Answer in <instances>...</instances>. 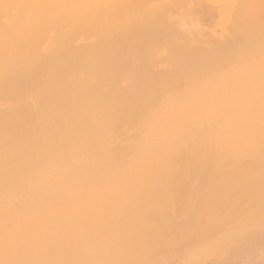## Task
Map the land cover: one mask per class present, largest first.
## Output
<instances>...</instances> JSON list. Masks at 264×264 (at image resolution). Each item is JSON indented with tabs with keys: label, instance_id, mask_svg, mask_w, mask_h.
Returning <instances> with one entry per match:
<instances>
[{
	"label": "bare ground",
	"instance_id": "bare-ground-1",
	"mask_svg": "<svg viewBox=\"0 0 264 264\" xmlns=\"http://www.w3.org/2000/svg\"><path fill=\"white\" fill-rule=\"evenodd\" d=\"M150 1L158 10L156 1H151L152 4ZM184 1L181 4L186 7L172 0L180 7L177 10L173 4L171 7V2L167 6L160 0L164 14L161 7V12L157 11L161 15L154 10L155 19L165 18L162 21L178 33L171 31L178 38L179 33L183 38L193 32L216 34L215 26H222L226 18L227 0ZM145 2H142L144 6ZM252 2L247 4L248 9L256 6L257 2ZM261 4L260 10L264 7ZM236 5L233 2L231 20L241 16ZM128 7L124 8L126 14L134 11ZM140 7L135 8L140 16L133 12L126 15L130 25L125 23L122 27L114 17L107 19V12H112L107 10V0H0V264H264V93L258 89L264 86V68H261L264 55L261 56L259 49L262 66L258 62L260 57L257 65H254L256 61H250L251 69L255 68L253 72L259 68L255 76L263 70L261 79L258 74L257 88L256 79L251 80L254 76L249 77L250 82L245 81L249 79V74H245L248 69L243 70L240 64L236 66L247 75V78L242 75L244 81L235 80L236 85H252L244 94L230 91L229 95V90L228 93L224 88L229 89L230 84L225 80V87L216 90V85H222L226 76L219 77L220 81L218 76L211 78L217 81H212L215 86L209 84L211 80L206 78L208 74L204 70L209 67L202 71L206 76L200 77L201 69L197 70V76L201 83L209 80L204 83L208 87L202 88L201 84L199 89L210 93L168 94L180 88L172 84L180 79L182 63L188 65V61L195 67L198 63L199 69L204 67L199 62L208 58V63H215L217 60H211L215 59L214 51L222 50L218 52L216 44V48L211 46L212 51L209 47L204 50L202 44L193 50L189 48L193 44H185L183 40L185 45L179 41V48L177 37H172L176 42L171 46L170 39L168 43L165 40L167 36L166 39L171 38L168 35L171 32L161 28L162 21L159 27L165 31V44L172 51L162 45L163 40L159 42L165 50L155 46V39L149 42L145 33L150 22L144 18L147 12L154 18L152 11L147 5L144 9ZM258 9L257 14L263 15ZM253 11L256 12L251 10L250 14L255 17ZM214 14L219 17L217 25L211 22ZM132 18L137 23L135 27L143 19L145 41L155 46L154 50L149 46L151 51L147 52L148 43L145 42L147 48L141 44L145 52L141 56L138 51L140 60L158 50L167 51L165 54L169 55L168 59L173 56L169 60L175 65L165 61L160 70L167 76L170 65V69L171 66L179 69L178 78L168 74L169 78H175L167 81L168 76L164 79L156 69L163 81L154 76L158 83L147 86L144 82L149 75H146L145 81L139 78L125 82L127 76L123 74V78L121 74L127 68L124 66L122 72L121 60L116 62L118 50L114 54L116 48L108 40L116 33L119 35L120 29L124 35L130 26L133 28ZM250 19V27L243 24L246 29L249 27L246 38L255 20ZM105 20L110 22L105 24ZM236 21L232 24H238ZM115 27L119 31L110 33L109 29L117 30ZM237 29L234 30L239 38L243 31L237 34L240 32ZM231 30L230 34L225 33L224 40L229 38V48L233 43L230 39L236 37ZM207 39L203 40L209 43ZM244 40L247 41L245 36ZM244 44L250 48L248 42ZM233 48L232 56L236 55L231 62L239 61L242 54L237 50L242 48ZM246 48L242 50L243 59L250 56V49ZM174 49L178 50V53L174 51L175 55ZM204 51L208 52L204 55ZM224 53L222 57L227 58ZM189 55L197 56L199 62L192 57L188 60ZM158 57L161 62V56ZM226 58H220L223 65L226 61L230 63ZM155 59L152 64H159ZM140 60L141 71L137 72L144 70V74H149L152 70L147 72L148 63ZM128 63L123 65L128 64L130 74H135L136 69L133 72L132 68L138 63H133V67ZM229 66L227 74L233 71ZM237 74L235 71L234 76ZM227 76L226 79L233 80ZM261 80L263 84L259 83ZM163 82L168 83L164 86ZM242 86L241 89L247 87ZM251 88L254 91L249 94ZM189 89L197 87L193 85ZM224 90L226 95L222 94ZM164 91L168 93L161 95Z\"/></svg>",
	"mask_w": 264,
	"mask_h": 264
},
{
	"label": "rangeland",
	"instance_id": "rangeland-1",
	"mask_svg": "<svg viewBox=\"0 0 264 264\" xmlns=\"http://www.w3.org/2000/svg\"><path fill=\"white\" fill-rule=\"evenodd\" d=\"M145 1H147V0H145ZM145 1H144V0H141V1H140V0H139V1H138V0H136V1H135V0H134V1H133V0H132V1H131V0H129V1H128V0H107V7H108L107 10H108V9L112 10V12H111L110 10H108V11H110V12H107V15H106V16H107V19L111 18V16H112V17L115 18V21H116L117 23L120 21V25H121V26H122V24H125V23H127V24H125L126 26H127V25H130V24H128V20H127V16H126V15H130L131 12H133V13L135 14V16H137V17L140 16V15H136V13L138 12V11H137L138 9L136 10V13H135V8H138L139 6H142L143 9H144L146 5H147V7H148V5H150V4H149V1H150V0H149L148 2H145ZM151 1H152V2H153V1H156V3H157L156 6L158 7V8H157L158 10H155V8H153V6H152L153 4L151 3ZM151 1H150V3H151L152 5H150L148 8L151 9L152 14H153V12H155V11H156V12H157V11H159V12L162 11L163 14H164V8L161 7V6H163V4L161 3L162 5H161V6L159 5V4H160V3H159L160 0H151ZM174 1H175V2L177 1V4H178V2H179V5H183V4H181V3H182V0H174ZM183 1H184V0H183ZM223 1H224V0H223ZM223 1H222V2H223ZM229 1L231 2L230 4L228 3ZM252 1H253L252 3H254V0H252ZM257 1H259V0H257ZM257 1L255 0V3H256ZM123 2H124V4H123ZM127 2H128V3L131 2V3L128 4ZM132 2H133L134 4H135V3H137V4L132 5V4H133ZM138 2H139L141 5H140ZM142 2H145V6H144V3H142ZM162 2H163V1H162ZM164 2L166 3V5H167L168 3H170V2H171L170 5H171V4L174 5V2L172 3V0H170V1H169V0H164ZM184 2H185V1H184ZM187 2H188V0H186V3H187ZM224 2H225V1H224ZM233 2H235V4L238 3V5H236V6H238L236 9H237V11H239V9L241 10V13H239V15L241 14L240 17H242V19H240V17L237 15V14H238L237 11H235V12H237V14H236L235 16H238V18H239L241 21H243V22H241V21L238 22V20H237L238 18H237V17H236L237 19L235 18L237 21H236L235 19H234V20H231V17H229V16L232 15V14L230 15V12L232 11V7H234V6H233ZM247 2H248V1H246V0H237V1H236V0H235V1H234V0H227V2H226L227 4L224 3V4H226V5L228 6L227 11L225 12L226 18L224 19L222 26H221V25L219 26V24H218V26H217V27H219V28H216V26H215V29H217V30H216V32H215L216 34H214V35H211V34L206 33V32H196V33L193 32V33H190V34H188L186 37L183 38L184 35H181V34L179 33L180 38H182V39H180V38H178V35H174L176 32L172 29V27H171L170 25L168 26L167 23H164V22H163V21H165V20H163V19H165V18H162L163 21L160 20V19L158 18L159 21H157V19H155V14H153L152 16H153L154 18H152V19H153V20H152L151 17H150L151 12H147L148 15H145L146 17H145L144 14H143V16L145 17L144 19L147 21V18H148V21L150 22V24L148 25L149 28H148V29H145V30H146V32H145V30L142 31V30H143V26H145V24L142 22L143 19H142V18H139V19H142V20H139V22L137 21L138 24L142 25V28H141L140 25H138V27H137V26L135 27V25H137V23H136V22L134 21V19L132 18V21L135 22L136 24L133 23L134 27L132 26L133 28H131V26H130V29H131V30L128 29L127 32L124 31V30L127 29V28L125 29V27H126V26H125V27L123 28V29H124V30H123V31H124V35H123L121 29H120V32H118L119 35H117V33H116V35H113L115 39L112 38L113 36L111 37V34H109V36H110L111 38L108 40V42H109V44H111V43L114 44V46H115L114 48H116V50H113L114 48L112 49V50L114 51V54H115V51L117 52V50H118V52L116 53V55H117L116 60H118V61H116V60H114V59H113V60L116 61V62H119V61L121 60V61L119 62L120 64H122V65H121V69H122V68L125 69L124 66H126V68H127L126 71H129L131 68H129V70H128V67H127L128 64H129L128 61L130 62V65L133 67L134 64H136V63L139 62L138 59L140 60V58H139L140 54H141V53L144 54L145 51H142V50H141V49H143V46H142V45H144L146 48H147V46H148V49L150 48L149 46H151V47L153 48V45L149 43V42H152V40L149 41V39H151V38L153 39V38H154L155 40H154V39H153V40H154L155 42H157V43L153 42V44H155V46L157 45V46L160 47L161 42H159V41H162V40L164 41V34H165V31H163V30H164L163 28L165 27V28H167V31H168V32L174 31V34H172V32H171V33H169L168 35H169V37H171V38H172V37H175V38L177 37V38H176V41H178V44L180 45V46H178L179 48L181 47V44H182V46H184L185 44H187V43L189 44V43L191 42L193 45H192V44H189V45H192L191 47H189V45H188V46L186 45L187 48L189 47V48L195 50L196 47L198 48L197 45L200 46V45L202 44L201 47L203 46V48H205L204 50H208V49H210V50L212 51V47H211V46H214V44H216V45H218L219 48H216V47H217L216 45L214 46V48L218 49V50H217L218 52H219V50H222V51H221V53H220V52H219V53H216V50H215V51H214V56H213V58H215V59H211V57H210V59H211V60H214V62H215V60H217V61L215 62L216 64L213 63V61H212L211 63H208V62L206 61V60H209L208 57H207L208 59L203 60V61H205V62L202 61V63H201V62H199V60L197 59V56H193V57H192V56H191L192 54L189 55V57H188L189 59H188V60H190V57H192V59L194 58V60H196V61H198V62L200 63V66H201V65H204V67L201 66L202 68H199V69H198V67H199V65H197L198 63L196 64V67H195V64H194V65H193V64H190V63H188V61L186 62L188 65H185L184 63H182V65H180V66H181V69H180L181 71H179V72H180V75H179L180 77L178 76V73H179V72H177L179 69H176V68L174 69L172 66H171L172 69H170V65H169V66L167 67V68H168V74H169V75H171V76H176V75H177V76L180 78L179 80H181L183 83L185 82V80H188V81H187V83L185 82L186 84L183 85V83H182L181 81H179V80L177 79L178 77L176 76V77H177V78H176L177 80H175V82H173L172 85L177 86V87H180V88H179V89H176L175 91L172 90V91L169 92V93H168V91H167V92L164 91V93L161 92V93H160L161 95H165V93H166V94H167V93H168V94L171 93L172 95H175L176 93H177V94H185V93L187 94V93H190V92H188V91H191L192 94H200V93H201V94H206L207 92L210 93L209 91H200V90H201V89H199V88H200V85H201V84L203 85V87H202V85H201L202 88H204L205 86L208 87L209 84H212V81L214 80V79L211 80V78H216L217 76H218V77H217V78H218L217 80H219V81H220V78H219V77H221V79H222V77H225V76H226L225 79H222L223 82L221 81L223 84H222L221 82H220V84L224 85L226 82H228V83L230 84V85H229L230 88H229V89H226V87H225L226 84H225L224 86H222V85L219 86V85L217 84L219 87L216 85V87H217V88L215 87L216 90H217L218 88H220V87H223V88L225 87L224 89L227 90V92H228V90H229V92L231 91L232 93H233V91H234V94H236V95H238V94L241 95V92H243L242 94H244V93H246V92L248 91V89H249L252 85L249 86V84H247V85H243V86H247V87H243L242 84H239V83H238L239 86H237V85H236V84H237L236 82H238V81H235V80L240 79L241 81H244V77L247 76V75L245 76V74H249V75H248V78H249L250 76H251L250 78H252V77L254 76L253 79H251V80H255V79H256V82L254 81V82H255V83H254V86H255V85L258 83V80H259V78H258L259 75H258V74H260V76H261L260 79H261L262 76H263V75H261V71H263V70H261V68H264V67H261V68H260V70H261L260 73H259V72H258V74L256 73L258 76H257V75L255 76V73H254V72H256L259 68L257 69V67H256V70L253 72V69H255V68L253 67V68L251 69V67H252V63L250 62L251 60H253L254 63H255V61H256V63H255L254 65H257L258 58L260 57V60L258 61V62H260V61H261V58H262L263 55H264V45H263V44H264V43H263V42H264V36H263V35H264V28H262V27L264 26V25H262V21H263V24H264V20H261V17H260V16H263V15H264V7H261V8H262L261 10H260V8H259L261 2H264V1L260 0L259 2H257L258 5L256 4V6H257L259 9H258V8H255L256 6H255L254 8L251 6L250 9H248L247 6H248L249 3L251 2V0H249V3H247ZM126 3H127L130 7H128V5H127ZM146 3H148V4H146ZM259 3H260V4H259ZM177 4H176V5H177ZM247 4H248V5H247ZM125 5H127V6H125ZM136 5H137V6H136ZM138 5H139V6H138ZM154 5H155V2H154ZM170 5H169V7H170ZM173 5H171V7H172ZM250 5H251V3H250ZM252 5H253V4H252ZM261 5L263 6L264 4L262 3ZM156 6H155V7H156ZM164 6H165V5H164ZM167 6H168V5H167ZM183 6H185V5H183ZM186 6H187V5H186ZM186 6H185V7H186ZM127 7L129 8L128 10H130V9L132 8V9H134V11H133V10H132V11H129L130 13L128 12L129 14H126L125 11H124V10H125L124 8H127ZM133 7H134V8H133ZM142 7H140V8H142ZM147 7H146V8H147ZM160 7L162 8V10L160 9ZM171 7H170V8H171ZM173 7H175V9L177 8V6H175V5H174ZM173 7H172V8H173ZM230 7H231V9H230ZM140 8H139V10H140ZM172 8H171V9H172ZM234 8H235V7H234ZM234 8H233V9H234ZM251 8H253V9H251ZM143 9L140 10V11H143V12H144ZM149 9H148V10H149ZM159 9H160L161 11H160ZM166 9H167V8H165V10H166ZM181 9H184V8L181 7ZM236 9H234V10H236ZM257 9H258V12H259V10H260L261 14L263 13V15H260V13L257 14ZM113 10H114V13H115V14L113 13ZM128 10H127V11H128ZM146 10H147V9H146ZM154 10H155V11H154ZM173 10H174V9H173ZM177 10H180V7H178ZM251 10H256V12L253 11V13H256V14H257V15H255V17L252 16V15L250 14V11H251ZM166 11H169V9H167ZM166 11H165V14L168 13V12H166ZM174 11H175V10H174ZM156 12H155V13H156ZM159 12H157L156 14H158ZM169 12H170V11H169ZM232 12H234V11H232ZM112 13H113V14H112ZM133 13H132V14H133ZM149 13H150V14H149ZM134 14H133V16H134ZM138 14H140V13H138ZM159 14L161 15V13H159ZM250 15H251V16H250ZM133 16H132V17H133ZM135 16H134V17H135ZM162 16H163V15H162ZM164 16H165V15H164ZM213 16H214V17H213ZM213 16H212V18H211V22H212L213 25H217L216 22L219 23V17L216 18L217 14H216V15L214 14ZM157 17H160V16L157 15ZM157 17H156V18H157ZM114 18H113V20H114ZM130 18H131V17H130ZM160 18H161V17H160ZM232 18H234V13H233ZM250 18L255 19V20H254V24L252 25L253 27L250 28V32H251V31H254V33L251 32V33H252V34H251V33L249 32V35H248L249 38H248V37L246 38V35L248 34V31H249L248 28H249L250 25H251V24H250V21H251ZM263 18H264V16H263ZM263 18H262V19H263ZM111 19H112V18H111ZM111 19H110V20H111ZM150 19H151V20H150ZM135 20H136V19H135ZM137 20H138V19H137ZM145 20H144V22L146 23ZM155 20H156V22H158V24H156V27H157V28L155 27V23H156ZM214 20H215V22H214ZM228 20H230L231 23H227ZM106 21H107V20H105V24H106ZM111 21H112V20H111ZM140 21H141L142 23H140ZM153 21H154V24H152ZM160 21H162L161 23L165 24V26H164L163 24L160 23L161 28H162V26H163V28H162L163 30L160 29V27H159V22H160ZM225 21H227V22L225 23ZM234 21H236V23H238V24H232V22H234ZM107 22H110V21H107ZM129 22H130V21H129ZM166 22H167V20H166ZM112 23H114V22L112 21ZM147 23H148V22H147ZM147 23H146V24H147ZM215 23H216V24H215ZM245 23H246V25H249V27L247 26V29H248V30L244 27ZM108 24H109V23H108ZM108 24H107V25H108ZM226 24H227V25H228V24H231V25L227 26ZM243 24H244V25H243ZM109 25H110V27L112 26L111 24H109ZM113 25H114V24H113ZM153 25H154V26H153ZM105 26H106V25H105ZM152 26H153V27H152ZM167 26H168V27H167ZM223 26H225V28H226V26H227V28H226V29H225V28H222ZM106 27H107V26H106ZM117 27H118V25H117ZM119 27H120V26H119ZM122 27H123V26H122ZM128 27H129V26H128ZM169 27H171L172 30L169 29ZM111 28H112V27H111ZM115 28H116V27H115ZM120 28H121V27H120ZM135 28H136V29H135ZM144 28H145V27H144ZM146 28H147V26H146ZM151 28H152V30H149V29H151ZM236 28H238V29L240 30V32L237 31V34H238V33H241V31H243L241 34L244 35V33H245L244 36H245V39H246V40H247V39H251V38L254 37V38H255V41L253 40L254 38L251 39V41H249V40L245 41L243 35H242L241 37L239 36V38H238L237 36H238L239 34L236 35V34H235V31H236V30H234V29H236ZM253 28H254L255 30H253ZM106 29H107V28H105V32H106ZM116 29H117V28H116ZM137 29H138V30H137ZM155 29H156V30H155ZM157 29H158V30H161L162 33H161L160 31H158ZM168 29H169L170 31H169ZM219 29H220V30H219ZM224 29H225V30H224ZM231 29L233 30V32H232L233 34H232V35L235 34L236 37H237V38H236V37L234 36L233 38H231L232 35L230 36V38H231L230 41L233 40V43H231V44H232L234 47L236 46V50L238 49L237 46H239V47L242 48L240 51L237 50L240 54H242V55H241L242 59L244 58V57H243V55H244V54H243L244 51L242 52V50H243V48H246V45H248L247 43H246V45H245L244 42H248V43L250 44V46H249L250 48H248V46H247L246 49H248V51H249V49H250V54H249V55L251 56V58H250V56H249V57L246 56L247 58H245V59H243V60H247V59H248V60L242 62L243 64L241 63V61H243V60L241 59L240 56L238 57V59L240 58L239 61L234 60V61L236 62V64H235L234 61L231 62L232 59H235V55H236V54L232 56V54H234V53H233V52H234V48H233V46H232L231 44H230V48H229V46H228V44L230 43V42H229V38H228V40H227L228 42H227V41H224V40H225V35L230 34L229 32H230ZM238 29H237V30H238ZM262 29H263V30H262ZM133 30H134V31H133ZM140 30H141V31H140ZM221 30H222V31H221ZM232 30H231V31H232ZM109 31H110V33H113V31L116 32V31H119V29H117V30H114V29L110 30V29H109ZM148 31H151V32H148ZM153 31H154V33H152ZM156 31H157V33H155ZM131 32H132V33H131ZM143 32L147 33V34H146V38H147V39L145 38V34H144ZM163 32H164V34H163ZM107 33H109V32L107 31ZM120 33H121V34H120ZM127 33H128V35H127ZM135 33H137V35H135ZM148 33H149V34L151 33V34H152L153 36H155V37H153L151 34H150V36H148V35H149ZM225 33H227V34H225ZM114 34H115V33H114ZM130 34H131V35H130ZM133 34H134V35H133ZM142 34H143V35H142ZM156 34H157V35L159 34V35H158L159 37H160V34H161V35L163 34V37L161 36L162 39L156 37V36H157ZM176 34H178V33H176ZM195 34H197V35H195ZM218 34H219V35H218ZM250 34H251V35L254 34V35L251 37ZM132 35L135 36V37H133ZM192 35H194L195 37L198 36V37H197L198 42H197V39H196L194 36H193L194 38L192 37ZM107 36H108V34H106V38H107ZM117 36H119V37H117ZM123 36H124V37H123ZM125 36H127V37H125ZM131 36H132V37H131ZM137 36H139V39L143 36V38H141V39H144V40H142L143 42L141 41V39H140V41H139V39H138ZM166 36H167V35H166ZM116 37H117V38H116ZM122 37H123V39H124V42H123ZM128 37H130V38H128ZM149 37H150V38H149ZM167 37H168V36H167ZM167 37H166V38H167ZM191 37H192V38H191ZM203 37H204V38H203ZM228 37H229V36H228ZM242 37H243V39H242L241 42L239 41L240 43H239V42H236L238 39H241ZM125 38H126L127 40H126ZM132 38H133V39H132ZM135 38H137V39L135 40ZM166 38H165V40L167 41V43H168V40L170 39L168 44H170L171 46L173 45V43L176 42V41H174L175 39H173V38H172L173 41L171 40V38H168V39H166ZM186 38H187V40L184 42V39H186ZM206 38H209V40L207 39V40L209 41V43L205 42L206 40H203V39H206ZM212 38H213V39H212ZM226 38H227V37H226ZM117 39H118V40H117ZM130 39H131V40H130ZM145 39L148 40L149 42H148V41H145ZM188 39H189V40H188ZM193 39H195V41H194ZM200 39H202V40H200ZM214 39H215V40H214ZM113 40H114V41H113ZM115 40H116V41H115ZM125 40H126V41H125ZM132 40H134V41H132ZM137 40H138L139 42H138ZM182 40H183V43H185L184 45H183V43H182ZM234 40H236V41H234ZM135 41H136V42H135ZM163 41H162V42H163ZM179 41L181 42V44H180ZM199 41H200V42L202 41V42L200 43ZM211 41H213V43H210ZM108 42H106V44H107ZM110 42H111V43H110ZM119 42H120V43H119ZM121 42H122V43H121ZM128 42H129L130 45L128 44ZM132 42H133V43H132ZM145 42H147L148 45H147V43H145ZM259 42H260L261 44H259ZM116 43H117V44H116ZM124 43H125V44H124ZM165 43H166V42L164 41V44H162V45H164V47H165V45H167V44H165ZM262 43H263V44H262ZM118 44H119V45H118ZM121 44H122V45H121ZM127 44H128V45H127ZM132 44H133V45H134V44L137 45V46H135V45L133 46V47L135 48V50H136V51H134V52H133V50H134L133 47H131ZM138 44H139V45H138ZM141 44H142V45H141ZM240 44H241V45H240ZM116 45H117V47H116ZM120 45H121V46H120ZM123 45H124V47H123ZM146 45H147V46H146ZM170 45H169V47H168V45H167L166 48L168 47V48L170 49V51H172V49L170 48V47H171ZM175 45H176V44H175ZM175 45H174V46H175ZM194 45H196V46L194 47ZM109 46H110V47H109V49H110V48H111V45H109ZM112 46H113V45H112ZM129 46H130V47H129ZM138 46H139V48H138ZM141 46H142V47H141ZM155 46H154V48H153L152 50L155 49ZM224 46H226V47L228 46L227 48H229V49H224V48H226V47H224ZM107 47H108V46H107ZM140 47H141V48H140ZM161 47L165 50V48H164L163 46H161ZM161 47H160V48H161ZM201 47H200V49H201ZM208 47H209V48H208ZM257 47H258V49H257ZM125 48H127V49H125ZM131 48H132L133 50H132ZM146 48H145V49H146ZM157 48H158V47H157ZM162 48H161V49H162ZM168 48H167V49H168ZM179 48H178V49H179ZM187 48H186V50H187ZM194 48H195V49H194ZM207 48H208V49H207ZM138 49H140V50H138ZM148 49H146L147 52L151 51V48H150L149 50H148ZM158 49H159V48H158ZM176 49H177V47H176ZM176 49L173 50V52H172L173 54H174L175 52L178 51V50L175 51ZM182 49H183V51H184L185 47L182 48ZM182 49H181V50H182ZM232 49H233V50H232ZM259 49L261 50V56H262V57L260 56V53H259L260 51H259ZM112 50H111V51H112ZM129 50L131 51V53H132L133 56L131 55V53L129 52ZM143 50H144V49H143ZM164 50H163L162 52H161V50H160V52H159V50H158V52H156V54H155V52H153L154 55L150 52V53H151V54H149L150 57H149V55H145V56H148V57H143V59L140 60V61L144 60V62H147V63H148V65H149L150 68L148 69V68H147L148 66L146 67V68L148 69L147 72H149L150 70H152L149 74H144V72H145L144 70H143L144 72L142 71L143 75H142V73H138V72L141 71L140 68H141V65H142V64L139 65L140 63H138L139 66H138L137 64L135 65V66H138V68L135 67V66H134V68H132L133 72H135V69H136V73H135V74H133V73L130 74V73H131L130 71L127 72V73H126V71H124V73H122L121 75H122V77H123L124 75L127 76V77L124 79V80H126L125 82H126V83H127L128 81L130 82V80H131V82H134L135 79H139V78H140V81H142V80L145 81V80H146V79H145V76H146V75H147V76L149 75V77H148V81H147V80H146L145 82L143 81L145 85L149 86L150 83H151L150 85H152V84H154L155 82H157L159 79H161V76H163V74H164V72L161 71V70H163V67L165 66V63H166L167 61H168V63H171V64H172V62L174 63V61L169 60V59L173 58V56L171 55L172 57L168 59V56H169V55H166V54H167V53H166L167 51L165 52ZM186 50H185V52H186ZM197 50H198V49H197ZM213 50H214V49H213ZM224 50H225V51H224ZM107 51H108V50H107ZM125 51H126L127 54L125 53ZM138 51H140L139 56H137V53H139ZM141 51H142V52H141ZM156 51H157V49H156ZM168 51H169V50H168ZM170 51H169V52H170ZM174 51H175V52H174ZM179 51H180V49H179ZM190 51H191V50H190ZM190 51H189V53H188V51H187V53L190 54V53L193 52V51H192V52H190ZM200 51H201V53L203 52L202 49H201ZM223 51H224L225 53H227V54H225ZM229 51H232V52H229ZM237 51H236V52H237ZM248 51H246V52L248 53ZM258 51H259V52H258ZM108 52H109L110 54H112V52H110V51H108ZM185 52H184V53H185ZM204 52H205V51H204ZM207 52H208V51H206V52L204 53V55H205ZM209 52H210V51H209ZM228 52H229V54H231V57L228 55ZM124 53H125V54H124ZM135 53H136V54H135ZM160 53H161V55H160ZM165 53H166V54H165ZM177 53H178V52H177ZM181 53H182V52H181ZM181 53H180V54H181ZM187 53H186V54H187ZM197 53H198V51H197ZM197 53H196V54H197ZM211 53H213V52H211ZM223 53H224V55H227V58H228V59H227L226 57H224V56L222 57ZM239 53H238V54H239ZM247 53H245V55H246ZM142 54H141V56H142ZM180 54H178V55H180ZM186 54H185V57L187 56ZM193 54H195V52H194ZM209 54H210V53H209ZM220 54H221V55H220ZM238 54H237V56H238ZM240 54H239V55H240ZM122 55L125 56L126 60H124L125 58L122 57ZM134 55H136L137 57H135ZM151 55L153 56L152 58H151ZM156 55H157V57H158V55L161 56L160 58L163 60V63H161V62H162L161 59H160L161 62L158 60L159 57L157 58ZM164 55H165V56H164ZM174 55H175V54H174ZM181 55H182V54H181ZM204 55H203V56H204ZM207 55H208V54H207ZM212 55H213V54H212ZM247 55H248V54H247ZM120 56H121V57H120ZM141 56H140V57H141ZM154 56H155V57H154ZM183 56H184V55H183ZM198 56H200V54H199ZM209 56H210V55H209ZM216 56H217V57L220 56L221 59L226 58L227 60L230 61V63H229L228 61H226L228 64L225 63V64L223 65V64L221 63L220 58H216ZM119 57H120V58H119ZM130 57H131V60H130ZM174 57H176V56H174ZM181 57H182V56H181ZM229 57H230V58H229ZM137 58H138V59H137ZM149 58H150V59H149ZM155 58L160 62L159 64H156V62H154L155 65L152 64V63H153V60H154ZM164 58H165V59H164ZM200 58H201V57H200ZM202 58L205 59L206 57H205V58L202 57ZM236 58H237V57H236ZM122 59H123V61H122ZM156 59H155V60H156ZM226 59H224L222 62L224 63V61H225ZM238 59H237V60H238ZM263 59H264V58H262V60H263ZM109 60H112V58L109 59ZM133 60H134V62H132ZM157 60H156V61H157ZM175 60H176V58H175ZM178 60H179V59H178ZM186 60H187V59H186ZM200 60H201V59H200ZM218 60H219V62H220L219 65H218V63H219ZM126 61H127V62H126ZM165 61H166V62H165ZM183 61L185 62L184 59H183ZM135 62H136V63H135ZM142 62H143V61H142ZM144 62H143V63H144ZM164 62H165V63H164ZM189 62H190V61H189ZM192 62H194V61L192 60L191 63H192ZM217 62H218V63H217ZM262 62H263V61H261L260 65L262 64ZM123 63H128V64H126V65L124 64V65H123ZM133 63H134V64H133ZM157 63H158V62H157ZM168 63H167V64H168ZM178 63H181V62H178ZM232 63L235 64V68H234V66H233L234 64H232ZM237 63H238V64H237ZM244 63H247L248 65H246V67H244V66H245ZM263 63H264V62H263ZM162 64H163V65H162ZM183 64H184V65H183ZM226 64H227V65H226ZM239 64H240V67H241V68H242V66H243V70H244V68H245V69H248V70H245V71H247V73L243 74V70H242L241 68H239V67H236V66H238ZM241 64H242V65H241ZM258 64H259V63H258ZM146 65H147V64H146ZM146 65H145V66H146ZM157 65H158V66H157ZM174 65H175V63H174ZM174 65H173V66H174ZM228 65H230V66H229V67H230V71H232V70H233L234 72L236 71V74H237L239 71H241V70H242V71L240 72V74L238 73L236 76H234V72H233V71H232L233 74H231L232 72H228V74H227L226 69H227V66H228ZM250 65H251V66H250ZM260 65H259V66H260ZM262 65H263V64H262ZM262 65H261V66H262ZM131 66H129V67H131ZM143 66H144V64H143ZM156 66H157V67H156ZM178 66H179V65H178ZM187 66H189L190 71H188V69H186V68H188ZM205 66H206V67H205ZM222 66H223L224 68H223ZM225 66H226V67H225ZM231 66H233L232 69H231ZM139 67H140V68H139ZM183 67H184V69H185L186 71L183 69ZM207 67H209V69H211V70H209V69H204V68H207ZM248 67H250V68H248ZM160 68H161V70H160ZM167 68H165V73H167V72H166V69H167ZM179 68H180V67H179ZM123 69H122V72H123ZM138 69H139V70H138ZM142 69H145V68H142ZM156 69H158V71H159V73H160L161 76H159L158 71H157ZM173 69H174V70H173ZM200 69H201V71L198 72ZM203 69H204V70H207V74H208V75L213 74V73L216 71V75L213 74L214 76L211 75V77H210V76L208 77V75H207L206 73L204 74V72H203V74H202ZM220 69H221V71H220ZM228 69H229V68H228ZM228 69H227V70H228ZM237 69L239 70L238 72H237ZM175 70H176V71H175ZM197 70H198V71H197ZM208 70H209V71H208ZM137 71H138V72H137ZM169 71H170V72H169ZM212 71H213V72H212ZM225 71H226V74H227V75L230 76V74H231L230 78L232 77L233 80H232V79H231V80H230V79H229V80L226 79V78H228V76H227L226 74H225V75H224V74L222 75V72H225ZM245 71H244V72H245ZM258 71H259V70H258ZM183 72H184V73H183ZM197 72L202 74V76L200 75L201 78L204 77V76H206V75H207L206 78H208V79L210 78L209 80H211V81L208 80L210 83H209L206 79L203 80L204 83H206L205 81H207V82L209 83V84L207 83L208 86H207L206 84L204 85V83L199 82V81L202 80V79H201V78L199 79V77L197 76V75H198ZM208 72H209L210 74H209ZM211 72H212V73H211ZM263 72H264V71H263ZM145 73H146V72H145ZM151 73H152V74H151ZM176 73H177V74H176ZM187 73H188V74H187ZM189 73H191L190 76H189ZM217 73H218V75H217ZM123 74H124V75H123ZM127 74H128L131 78H130ZM139 74H140V76H139ZM150 74H151V78H150ZM168 74H166V75L168 76ZM182 74H183L184 76H183ZM152 75H153V76H152ZM164 75H165V74H164ZM221 75H222V76H221ZM238 75H241V76L244 75V77L242 76L243 78H241V77L238 76ZM141 76H142V78H141ZM143 76H144V77H143ZM147 76H146V77H147ZM154 76L157 77V78H159V79H157V78L155 79ZM167 76H163L164 79H166ZM171 76H170V78H169V76H168V78H167L166 80H167V81H169V80H174L175 77H174V78H173V77L171 78ZM188 76H189V77H188ZM124 77H125V76H124ZM124 77H123V78H124ZM163 77H162V79H163ZM186 77H187V78H186ZM190 77H191L192 80L194 81V84H193V85L196 86L197 89H189L191 86H193V85L191 84V83H193V81L191 80ZM236 77H238V78H236ZM239 77H240V78H239ZM235 78H236V79H235ZM246 78H247V77H246ZM250 78H249V79H245V81H247V80L249 81ZM257 78H258V79H257ZM133 79H134V80H133ZM162 79H161V80H162ZM164 79H163V80H164ZM189 79H190V80H189ZM163 80H162V81H163ZM217 80H216V81H217ZM224 80H225L226 82H224ZM240 80H239V81H240ZM262 80H264V79L262 78ZM262 80H261V82L259 81V83L263 84ZM135 81H136V80H135ZM150 81H151V82H150ZM152 81H153V82H152ZM190 81H191V83H188V82H190ZM214 81H215V80H214ZM216 81H215V82H216ZM219 81H218L217 83H219ZM234 81H235V82H234ZM129 82H128V83H129ZM147 82H148V83H147ZM177 82H179V83H177ZM215 82H213L214 86H215V84H216ZM249 82H250V81H249ZM251 82H253V81H251ZM157 83H158V82H157ZM167 83H168V82H166V83L163 82V83H161V84H163V85L165 86V84L167 85ZM181 83H182V84H181ZM228 83H227V85H228ZM240 83H242V82H240ZM247 83H248V82H247ZM169 84H171V82H169ZM213 84H212V85H213ZM250 84H251V83H250ZM261 84H258V85L260 86ZM198 85H199V86H198ZM185 86L188 87V88L186 87L187 90H186ZM229 86H228V87H229ZM240 86H242V87L245 88V89H247V88H248V89H247V90H245V89H241ZM254 86H253V88H254ZM210 87H213V86H210ZM228 87H227V88H228ZM231 87H232V89H231ZM255 87H256V86H255ZM223 88H221V89L223 90ZM239 88H240V89H239ZM256 88H257V87H256ZM263 88H264V86H263ZM263 88H261V86H260V88L258 87V89H260L261 93H264V89H263ZM221 89H219V91H220V95H221V92H222ZM183 90H184V93H182ZM216 90H215V92H213V90H212V92H213V93H217ZM225 90H224V91H225ZM254 90H255V88H254ZM254 90H252V88H251V89H250V92H248V93L251 94V91H254ZM199 91H200V92H199ZM255 91H256V90H255ZM260 91H258V92H256V93H259ZM173 92H174V93L176 92V93L174 94ZM212 92H211V93H212ZM227 92L225 91V92H223L222 94L227 93ZM229 92H228V93H229ZM231 92H230L229 95L232 94ZM191 93H190V94H191ZM254 93H255V92H253V94H254ZM215 95H216V94H215ZM217 95H218V94H217ZM224 95H226V94H224ZM227 95H228V94H227Z\"/></svg>",
	"mask_w": 264,
	"mask_h": 264
}]
</instances>
